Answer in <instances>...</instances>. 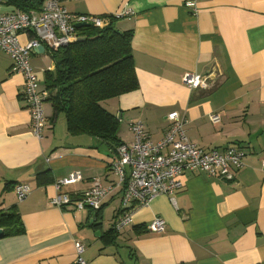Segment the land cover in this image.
<instances>
[{"label":"crops","instance_id":"1","mask_svg":"<svg viewBox=\"0 0 264 264\" xmlns=\"http://www.w3.org/2000/svg\"><path fill=\"white\" fill-rule=\"evenodd\" d=\"M194 2V8L188 2ZM71 12L107 15L121 31L133 30L140 88L106 100L120 120L122 143L133 140L130 123H144L151 139L168 130L169 114L185 119L188 139L204 149L244 148L235 180L187 172L173 196L162 194L138 209L134 224L115 232L122 187L100 210L59 208L58 192L79 195L95 178L116 183L111 163L117 147L102 138L69 131L63 114L45 103L42 138L31 124L24 76L11 72L0 50V210L14 207L25 231L0 237V264H77L76 242L87 264H264V0H67ZM26 34L22 41H26ZM40 86L55 69L49 50L31 57ZM212 73L209 89H191L188 73ZM220 115L215 123L211 116ZM80 172L75 182H56ZM28 184L20 201L15 187ZM157 216L163 233L148 230Z\"/></svg>","mask_w":264,"mask_h":264},{"label":"built area","instance_id":"2","mask_svg":"<svg viewBox=\"0 0 264 264\" xmlns=\"http://www.w3.org/2000/svg\"><path fill=\"white\" fill-rule=\"evenodd\" d=\"M20 0H0V50L12 59L11 72L24 76L23 95L31 113V124L34 134L42 138L46 124L45 103L48 90L40 86L39 75L34 68L31 57L45 46L52 50L67 46L79 40L77 24H89L104 28L112 23V18L119 19L126 13L95 15L71 12L64 5L67 0H40L39 8L24 9L16 2ZM194 8V2L187 3ZM1 7L13 9L3 10ZM26 34L27 40L22 41ZM45 50V51H46ZM217 77L212 73H188L184 82L191 89H209ZM168 118L171 124L165 135L158 141L151 139L150 133L141 121L130 123L134 138L129 143L117 147L118 156L111 163V171L118 176V181L104 185L95 178L91 187L82 194L72 195L58 192L51 198V203L59 208L73 206L76 209L86 208L100 210L107 197L122 187V209L114 221L117 232L134 224L135 212L148 206L151 201L162 194L173 196L183 188L182 176L187 172H205L208 176L233 181L238 171L244 167L246 152L239 146L225 149H204L188 139L185 124L179 112L174 111ZM213 122L220 121V115L211 116ZM264 165V160H263ZM81 178L80 172L72 173L68 178L56 182V187L75 182ZM16 192L20 201L30 193L28 184H18ZM167 222L157 216L147 229L156 233L166 230ZM76 263L87 264L83 257L85 245L76 242Z\"/></svg>","mask_w":264,"mask_h":264},{"label":"trees","instance_id":"3","mask_svg":"<svg viewBox=\"0 0 264 264\" xmlns=\"http://www.w3.org/2000/svg\"><path fill=\"white\" fill-rule=\"evenodd\" d=\"M41 3L20 0L16 5L28 9L39 8ZM116 20L112 18L111 25L104 28L82 27L78 32L86 40L50 50L55 69L47 71L45 88L54 117L63 114L71 133L96 135L119 146L120 120L103 102L139 89L140 82L133 56V30L121 31ZM0 228L3 236L25 231L14 207L0 210Z\"/></svg>","mask_w":264,"mask_h":264},{"label":"water","instance_id":"4","mask_svg":"<svg viewBox=\"0 0 264 264\" xmlns=\"http://www.w3.org/2000/svg\"><path fill=\"white\" fill-rule=\"evenodd\" d=\"M1 9L8 10V9H13V8L12 7L11 8H9V7H1ZM76 26H77V28L89 27V24L80 23V24H77ZM84 40H86V38L80 37L78 41H84ZM45 50L46 49H45V46L44 45H41L39 47V51L40 52H45ZM3 234H4V230L2 228H0V237H2Z\"/></svg>","mask_w":264,"mask_h":264}]
</instances>
